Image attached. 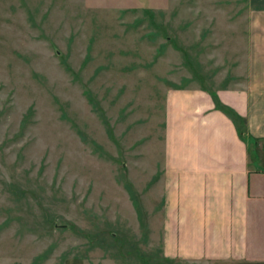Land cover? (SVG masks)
<instances>
[{
	"label": "rangeland",
	"instance_id": "374dc122",
	"mask_svg": "<svg viewBox=\"0 0 264 264\" xmlns=\"http://www.w3.org/2000/svg\"><path fill=\"white\" fill-rule=\"evenodd\" d=\"M263 9L0 0V264H210L163 252L168 103L235 85Z\"/></svg>",
	"mask_w": 264,
	"mask_h": 264
},
{
	"label": "crops",
	"instance_id": "0c3cea01",
	"mask_svg": "<svg viewBox=\"0 0 264 264\" xmlns=\"http://www.w3.org/2000/svg\"><path fill=\"white\" fill-rule=\"evenodd\" d=\"M248 32L253 56L247 71L216 92L244 118L247 136L264 141V25ZM248 139L239 137L207 90L172 94L161 211L166 257L264 264V150L251 153Z\"/></svg>",
	"mask_w": 264,
	"mask_h": 264
},
{
	"label": "trees",
	"instance_id": "16d2710c",
	"mask_svg": "<svg viewBox=\"0 0 264 264\" xmlns=\"http://www.w3.org/2000/svg\"><path fill=\"white\" fill-rule=\"evenodd\" d=\"M212 98H213V101H214V104H215V108L222 111L223 113H225L231 120L232 122L234 123L236 129H237V132H238V135L239 137L242 139V140H247L248 136H247V130H246V125H245V121H244V118L233 108L231 107L230 105H227L226 103H224L220 97L218 96L217 92H210ZM250 139L256 141V139L254 137H250ZM130 188V192H131V196L133 198V201H134V204L136 205V208H137V211H138V214L140 216V218L142 219V208L140 207V205L138 204V201L136 200V196L135 194L133 193L132 191V188ZM143 223V222H142Z\"/></svg>",
	"mask_w": 264,
	"mask_h": 264
}]
</instances>
